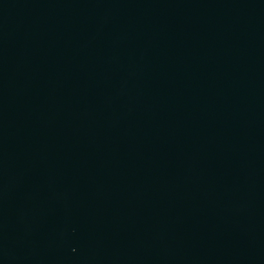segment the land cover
Segmentation results:
<instances>
[{
  "label": "water",
  "instance_id": "obj_1",
  "mask_svg": "<svg viewBox=\"0 0 264 264\" xmlns=\"http://www.w3.org/2000/svg\"><path fill=\"white\" fill-rule=\"evenodd\" d=\"M0 264H264V0H0Z\"/></svg>",
  "mask_w": 264,
  "mask_h": 264
}]
</instances>
